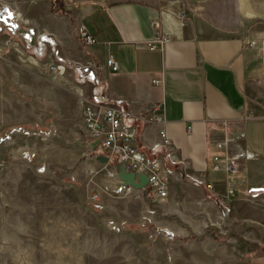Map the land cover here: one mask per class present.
Segmentation results:
<instances>
[{
	"label": "rangeland",
	"instance_id": "374dc122",
	"mask_svg": "<svg viewBox=\"0 0 264 264\" xmlns=\"http://www.w3.org/2000/svg\"><path fill=\"white\" fill-rule=\"evenodd\" d=\"M75 2L0 0V264H264V158L238 174L248 184L230 177L234 193L169 166L163 198L119 187L97 159L81 80L48 70L56 15Z\"/></svg>",
	"mask_w": 264,
	"mask_h": 264
},
{
	"label": "crops",
	"instance_id": "0c3cea01",
	"mask_svg": "<svg viewBox=\"0 0 264 264\" xmlns=\"http://www.w3.org/2000/svg\"><path fill=\"white\" fill-rule=\"evenodd\" d=\"M75 6L56 15L50 40L81 80L79 103L82 94L99 93L144 113L162 101L166 120L141 126L140 145L150 148V157L165 158V128L181 160L172 161L187 166L192 181L222 176L208 164L224 121L229 132L242 135L239 148L264 158V50L246 44L264 37V0H76ZM80 27L95 36L94 44L84 42ZM158 35L166 41L151 48ZM108 57L117 60V70L106 64ZM89 58L103 64L97 80L75 63Z\"/></svg>",
	"mask_w": 264,
	"mask_h": 264
},
{
	"label": "built area",
	"instance_id": "2783aa9c",
	"mask_svg": "<svg viewBox=\"0 0 264 264\" xmlns=\"http://www.w3.org/2000/svg\"><path fill=\"white\" fill-rule=\"evenodd\" d=\"M80 34L87 45L96 42V38L90 32L80 27ZM166 37L156 36L148 45L151 48L162 45ZM246 44L264 50V37H251L246 40ZM72 62H68L59 55L58 50L54 52L53 58L48 64V70L52 75L60 76L69 71ZM84 73L97 80L103 64L95 58H89L85 62H75ZM106 64L117 70L119 64L113 57L106 59ZM155 81H158L155 79ZM81 100L84 110L85 129L92 136V144L97 139V147L104 148L110 156V160L115 159L116 163L124 164L129 170H134L136 174L147 173L149 176V187L152 193L160 198L165 197L169 192L170 173L168 165L162 159L152 158L142 149L139 142L140 122L144 124L155 122L164 123V103L155 102L144 113H137L132 108L122 104H110L104 96L99 93L82 94ZM225 133L215 141L217 150L209 157L208 168L210 171L222 175L228 191L234 193V185L230 182L231 176H237L244 168L245 160L253 154L243 148H239L236 143L242 138L240 133L229 132L228 122H222ZM160 136L163 140L164 149L174 161L181 162L174 152V145L165 128L160 129ZM114 175V173H112ZM116 176L118 177L117 169ZM118 186L127 188L128 191L137 189L129 183L122 184L118 178ZM255 189V188H253Z\"/></svg>",
	"mask_w": 264,
	"mask_h": 264
},
{
	"label": "water",
	"instance_id": "95a60500",
	"mask_svg": "<svg viewBox=\"0 0 264 264\" xmlns=\"http://www.w3.org/2000/svg\"><path fill=\"white\" fill-rule=\"evenodd\" d=\"M98 140L96 139L93 143V148L97 147ZM97 159L102 162H109L110 156L104 152L96 155ZM116 169L118 173V178L120 179V183L126 184L129 183L137 189H141L148 185L149 183V176L147 173H138L134 170H129L124 164L117 163Z\"/></svg>",
	"mask_w": 264,
	"mask_h": 264
},
{
	"label": "trees",
	"instance_id": "16d2710c",
	"mask_svg": "<svg viewBox=\"0 0 264 264\" xmlns=\"http://www.w3.org/2000/svg\"><path fill=\"white\" fill-rule=\"evenodd\" d=\"M141 147H142V149H144L147 153H149V151H151L150 150V148H148V147H146V146H144V145H141ZM101 148V147H100ZM156 149H159V148H155L154 150H156ZM161 150L163 151L164 150V155H165V157H166V159H167V161H165L166 162V164L168 165V166H171V167H173V168H178V169H180L181 171H182V173L184 174V176H185V178L186 179H190V180H193V178L189 175V174H186L185 173V169L182 167V166H180L179 164H176L175 162H173L172 160H170V158H169V155H168V153H167V151L165 150V149H162L161 148ZM157 157V156H156ZM113 161L116 163V160L115 159H113ZM203 185H204V187L207 189L206 191H207V195H210L212 198H213V194H210V191H209V188H208V183L207 182H203ZM216 199H218V198H216ZM218 203L219 204H221V202L219 201V199H218Z\"/></svg>",
	"mask_w": 264,
	"mask_h": 264
}]
</instances>
